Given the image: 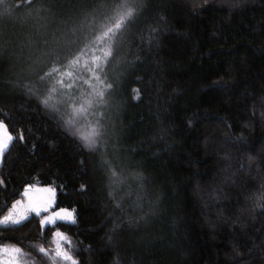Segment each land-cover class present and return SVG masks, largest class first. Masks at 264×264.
I'll use <instances>...</instances> for the list:
<instances>
[{"label": "trees", "instance_id": "1", "mask_svg": "<svg viewBox=\"0 0 264 264\" xmlns=\"http://www.w3.org/2000/svg\"><path fill=\"white\" fill-rule=\"evenodd\" d=\"M146 3L151 27L127 29L101 109L104 158L142 171L143 211H129L136 196L122 202L127 185L110 188L59 117L12 83L35 79L58 47L74 50L81 25L114 20L111 0L0 3L11 9L0 15V119L24 136L1 162L0 205L21 198L28 182L56 187L55 207L75 209L76 223L58 226L81 264H264V208L256 206L264 204V0ZM89 17L95 24L84 23ZM54 230L33 214L0 226V243L19 242L29 264H50L38 246L54 249Z\"/></svg>", "mask_w": 264, "mask_h": 264}, {"label": "snow or ice", "instance_id": "2", "mask_svg": "<svg viewBox=\"0 0 264 264\" xmlns=\"http://www.w3.org/2000/svg\"><path fill=\"white\" fill-rule=\"evenodd\" d=\"M27 2L31 4L32 0H27ZM0 3H3V0H0ZM111 3L114 20L109 19L107 15L102 16V23L92 27L91 30L81 25L79 28L80 39L74 50L69 51L72 47L71 44L58 47L54 56L46 57L45 66L38 70L35 79L16 78L12 83L14 86L24 89L29 96H35L39 105L59 117V122L67 130L72 131L74 139H77L82 147L93 154L99 167L108 174L110 188H114L117 183L121 186L127 185V199L122 202L128 203L133 194L136 196L129 211L137 207L143 211V201L148 193L145 188L146 179L142 171L124 157L113 156L107 160L104 158L109 154L107 152L109 140L106 131L107 114L101 109L107 106L108 97L113 90V85L106 78L107 68L115 61L119 43L125 38L129 26L137 21L151 27V17L146 0H111ZM10 11V7L5 6L0 11V15L10 14ZM39 14L40 9H37V15ZM94 15L93 13V17ZM160 19L162 20L163 17ZM89 20L95 24L92 17L86 18L84 23L88 24ZM151 30L154 34L156 33L155 28ZM76 32L77 29H73V35ZM2 48L3 44H0V49ZM88 56L91 57L90 60H86L81 68V58ZM65 77L68 78L67 81L64 79ZM77 80L87 87L83 90L77 88L79 99L71 100L72 110L67 112L65 117L61 109L68 105V101L60 99L61 88L70 89L73 87L72 81ZM35 85H40V87L37 88ZM136 95L139 94L136 93ZM54 98L58 102L53 103ZM81 121H87L86 126L91 128L88 135H80L77 131ZM15 139L23 141L24 136L22 133L14 135V129L10 128L6 119H0V161L10 151V146ZM81 187L84 186L81 185ZM110 195H112V191H110ZM20 196L21 198L13 199L10 206L8 204L0 205V226L4 228L19 226L28 219L30 213H34L39 217L41 229L49 225L55 229L53 233L55 248L50 251L43 245H39V253L48 257L50 264H81L78 255L73 250H67L64 247V244H70L71 240L58 226V222L75 224L77 220L75 209L55 207L56 187L28 182L23 185ZM258 199H264V194ZM256 206L264 208V204L257 203ZM49 210H51L50 215L47 214ZM42 213L45 214L42 215ZM26 256L27 254L19 242L0 243V264H27Z\"/></svg>", "mask_w": 264, "mask_h": 264}, {"label": "rangeland", "instance_id": "3", "mask_svg": "<svg viewBox=\"0 0 264 264\" xmlns=\"http://www.w3.org/2000/svg\"><path fill=\"white\" fill-rule=\"evenodd\" d=\"M90 56H88V57H82L81 58V60H80V66H81V68L84 66V64H85V62H86V60H90ZM78 75H79V73H78ZM66 81L68 80V78L67 77H65L64 78ZM72 83H73V87L72 88H65V87H62L61 88V100H66V101H68V105L67 106H65V107H62V109H64L65 108V114L67 115V112H69V111H71L72 109H71V100L72 99H79V93L76 91L77 90V88H80L81 90H83L84 88H86L87 87V85H83L79 80H77V81H72ZM56 102H58V100L57 99H55L54 98V100H53V103H56ZM107 120V119H106ZM107 122V121H106ZM86 124H87V121H81L80 122V124L78 125V129L82 132V134L83 135H88L89 133H90V131H91V128L90 127H88V126H86ZM113 146H112V149L110 150V151H115V150H113ZM114 154V153H113ZM1 162L2 161H0V165H1ZM117 185H120L119 183H117L115 186H117ZM50 213H51V210H49V213H47V214H49L50 215ZM34 213H30L29 214V217L28 218H30L31 217V215H33ZM42 214H45V213H42ZM76 214V213H75ZM26 221V220H25ZM24 222V221H23ZM22 222V223H23ZM54 239V241H55V237L53 238ZM71 240V239H70ZM55 242H54V248H55ZM70 246H71V243L70 244H67V243H65L64 244V247L67 249V250H69L70 249ZM32 263V262H31ZM27 264H29L28 263V261H27Z\"/></svg>", "mask_w": 264, "mask_h": 264}]
</instances>
